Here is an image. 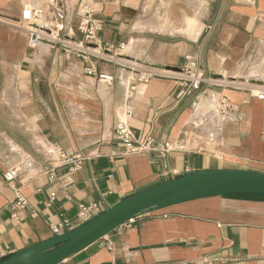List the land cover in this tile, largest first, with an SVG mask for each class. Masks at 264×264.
Here are the masks:
<instances>
[{
  "label": "crops",
  "instance_id": "obj_1",
  "mask_svg": "<svg viewBox=\"0 0 264 264\" xmlns=\"http://www.w3.org/2000/svg\"><path fill=\"white\" fill-rule=\"evenodd\" d=\"M96 1L103 7L104 41L126 44L134 63L176 69L190 55L206 77L227 82L203 83V97L179 103L173 79L137 83L128 119L137 139L149 133L159 141L183 139L197 102L210 109L213 127L222 95L236 112L222 122L212 146L207 129L201 131L205 150H178L164 157L128 154L115 130L125 118L129 69L95 61L99 72L115 77L107 86L86 75L84 62L58 45L42 44L30 52L28 31L18 21L24 7L35 5L54 23L59 6L76 30L80 0H0V258L52 237L51 224L82 223L80 203L114 205L190 170L264 173V99L258 98L264 92V0H210L201 22L186 17L180 25L178 0ZM48 140L91 155L73 174L66 166L57 168L50 181ZM19 167L28 205L16 220L13 189L4 174ZM58 264H264V197L211 196L152 211Z\"/></svg>",
  "mask_w": 264,
  "mask_h": 264
},
{
  "label": "built area",
  "instance_id": "obj_2",
  "mask_svg": "<svg viewBox=\"0 0 264 264\" xmlns=\"http://www.w3.org/2000/svg\"><path fill=\"white\" fill-rule=\"evenodd\" d=\"M102 11L103 7L98 1L80 0L76 10V30H73L71 27L67 12L59 6L54 9L53 27L39 23L38 20L43 10L31 6L24 7L18 21L28 31L27 49L30 52H33L41 44H46L51 47L58 45L67 56L76 55L84 62V73L86 75L98 78L99 81L107 86L114 84L115 77L99 72L95 61L103 60L129 69L127 80L128 91L125 99V118L120 120L115 130L116 138L123 143L126 153L139 154L152 152L164 157L178 150L202 151L207 148V145L202 144L200 141L201 131L205 129H207L206 137L209 141L208 145L212 146L221 130L222 122L232 119L237 109L236 105L225 95L220 96L218 99L217 116L219 122L215 123L213 127H209L213 121L210 109L197 102L187 122V131L183 139L159 141L152 133H149L143 139H137L135 137L128 123V119L133 115L134 87L137 83H148L157 77L173 79L178 85L176 102L179 103L191 96H195L196 98L203 97V83H209L212 86H224L227 82L219 77H206L203 68L193 61L190 55H186V63L181 68L176 69H167L159 66L144 67L141 64L134 63L126 55V44L121 43L116 46L113 43L104 41L101 35L105 28ZM258 98L264 99V92L258 94ZM45 153L51 157L52 169L49 172L50 181L55 179L57 168L66 166L68 172L73 174L82 168L84 160L88 159L91 155V153L82 155L73 151H66L52 140L47 141ZM21 171L22 167H19L7 171L4 174L5 179L13 189L14 197L12 207L14 213L12 217L16 220L19 219L18 211L28 205V198L22 190L23 181L20 178ZM55 196V192L50 194V203L55 199ZM105 208L106 205L103 201L88 204L80 203L78 205L77 216L85 221ZM73 227V224L69 220H64L60 223L51 224L50 230L53 235H57ZM108 247L112 248L111 242L108 243Z\"/></svg>",
  "mask_w": 264,
  "mask_h": 264
},
{
  "label": "water",
  "instance_id": "obj_3",
  "mask_svg": "<svg viewBox=\"0 0 264 264\" xmlns=\"http://www.w3.org/2000/svg\"><path fill=\"white\" fill-rule=\"evenodd\" d=\"M248 194L264 197V173L246 169L190 170L147 186L61 234L0 258V264H58L127 221L195 199Z\"/></svg>",
  "mask_w": 264,
  "mask_h": 264
},
{
  "label": "rangeland",
  "instance_id": "obj_4",
  "mask_svg": "<svg viewBox=\"0 0 264 264\" xmlns=\"http://www.w3.org/2000/svg\"><path fill=\"white\" fill-rule=\"evenodd\" d=\"M208 1L210 0H178V25H180L186 17H193L198 19V22H201L202 15L204 14ZM31 7L35 8L36 6L34 5ZM37 9L43 10V8L41 7H37ZM38 22L48 27H53L54 25V23H49L46 20V16L44 15V13H41V17L39 18ZM17 25L19 24L17 23ZM178 33L180 32L178 31Z\"/></svg>",
  "mask_w": 264,
  "mask_h": 264
},
{
  "label": "bare ground",
  "instance_id": "obj_5",
  "mask_svg": "<svg viewBox=\"0 0 264 264\" xmlns=\"http://www.w3.org/2000/svg\"><path fill=\"white\" fill-rule=\"evenodd\" d=\"M154 22V21H153ZM150 25V24H149ZM156 29V28H155ZM137 43V42H136ZM133 44V43H132ZM29 52V51H28ZM263 65V64H262ZM260 71V70H259ZM259 73V72H258Z\"/></svg>",
  "mask_w": 264,
  "mask_h": 264
}]
</instances>
